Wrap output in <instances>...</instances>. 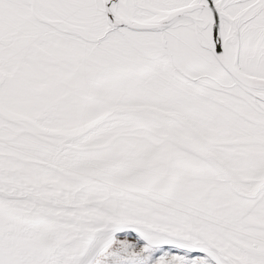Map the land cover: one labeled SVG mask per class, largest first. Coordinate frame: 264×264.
<instances>
[{
    "label": "snow or ice",
    "instance_id": "snow-or-ice-1",
    "mask_svg": "<svg viewBox=\"0 0 264 264\" xmlns=\"http://www.w3.org/2000/svg\"><path fill=\"white\" fill-rule=\"evenodd\" d=\"M0 264H264V0H0Z\"/></svg>",
    "mask_w": 264,
    "mask_h": 264
}]
</instances>
